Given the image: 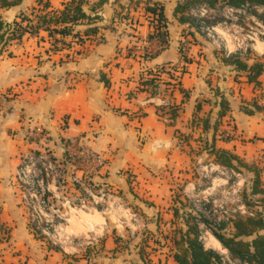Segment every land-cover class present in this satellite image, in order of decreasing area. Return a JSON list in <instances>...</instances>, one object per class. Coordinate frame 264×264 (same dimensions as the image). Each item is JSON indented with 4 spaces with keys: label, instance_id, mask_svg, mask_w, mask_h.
Listing matches in <instances>:
<instances>
[{
    "label": "crops",
    "instance_id": "obj_1",
    "mask_svg": "<svg viewBox=\"0 0 264 264\" xmlns=\"http://www.w3.org/2000/svg\"><path fill=\"white\" fill-rule=\"evenodd\" d=\"M8 1L13 3L0 6L7 26L33 9L42 11L44 2L48 9L60 10L69 0ZM183 1L107 0L95 7L100 19H83L74 26L76 37L83 41L74 43L71 52L49 54L45 30L12 39L0 52V221L12 228L16 238H28L38 257L41 251L30 239L15 178L29 153L51 151L62 156L69 141L89 148L103 163L89 164L94 186L103 183L123 195L132 194L148 230L162 235L161 223L173 224V179L188 173L194 154L213 160L207 152L212 145L247 160L264 149V113L244 110L258 90L244 70L225 63L221 52L189 27V21L180 19L175 10ZM95 2L85 0L82 9L93 14ZM160 6L166 18V44L157 36L149 37L155 16L146 8ZM192 8L185 12L190 20ZM118 13L128 18L115 21ZM93 26L97 31L85 36ZM182 40L188 41L185 54L180 52ZM145 42L163 47L152 56L130 54L131 47ZM260 46L262 57L264 42ZM151 77L158 81L154 95L144 84ZM259 79L264 81V73ZM223 101L228 109L219 118ZM174 106L175 117L165 122L161 115L171 116ZM37 128L43 136L32 139L29 134ZM230 129L232 138L223 139L221 132ZM113 243H118L115 238ZM62 258L54 251L45 264H61Z\"/></svg>",
    "mask_w": 264,
    "mask_h": 264
},
{
    "label": "rangeland",
    "instance_id": "obj_2",
    "mask_svg": "<svg viewBox=\"0 0 264 264\" xmlns=\"http://www.w3.org/2000/svg\"><path fill=\"white\" fill-rule=\"evenodd\" d=\"M199 9L192 8L191 13L198 14ZM208 16L219 22L215 31L220 38L213 45L218 51H239L246 54V50L250 49L248 55L259 56L263 50L260 43L263 42L264 28L250 12L235 13L224 8L209 11ZM238 45L241 49H238ZM226 131L229 132V138H232V130ZM43 153L48 154L51 169L60 172L59 192L54 189L53 193H48L50 202L47 206L34 207L37 212L42 210L43 214H47L49 221H44L41 216L43 221L36 228V222L31 221V214H35L32 207L20 206L30 239L37 242L41 253L38 257L28 238H16L12 228L0 221V264H45L54 251L62 255L61 264H175L171 258V248L167 245V238L174 233V228L169 223H161L162 236L160 232L152 231L154 229L148 230L142 207L137 201L131 200L132 194L123 195L118 189L113 190L110 185L107 188L103 183L95 187L90 173H87L82 178V184H89L98 200L96 208L91 209L94 197L85 195L79 185L73 182V163L68 153H63L62 156H54L51 151ZM194 157L188 173L182 174L181 179H173V203L180 200L184 204L183 212L187 215L191 213L189 203L192 204L199 215L203 213L211 225H215L213 227L224 217L232 218L238 212L246 214L248 209L245 203L246 199L252 198L249 193L256 167L259 168L261 187L264 189V149L257 150L247 160L243 157V162L250 165L251 171L243 167L240 173L216 165L212 158L203 153L194 154ZM48 179L51 180V175ZM100 191L105 194L103 197H100ZM85 196L91 203L88 202L87 207L81 208L74 204L77 201L74 198ZM64 197L70 199V203L64 204ZM255 199L253 197L254 202ZM180 222L177 225H181ZM149 226L152 228L153 224ZM115 237L123 240L114 244ZM212 237L208 229L201 228V242L205 248L219 254L226 263L237 264L230 259L221 244H211ZM155 238H162L164 244H154ZM139 249L142 251V258L139 256ZM6 250L9 252H3Z\"/></svg>",
    "mask_w": 264,
    "mask_h": 264
},
{
    "label": "trees",
    "instance_id": "obj_3",
    "mask_svg": "<svg viewBox=\"0 0 264 264\" xmlns=\"http://www.w3.org/2000/svg\"><path fill=\"white\" fill-rule=\"evenodd\" d=\"M85 0H69L60 10L48 9V3H43V10L37 11L33 9L29 14H22L18 20H15L11 25H5L0 16V52L6 44L16 38L22 37L26 30H29L31 35L39 33L40 30L47 31L49 39L55 41L60 39L64 41L66 36L71 35L77 42L81 43L83 37H76L74 26L80 23L83 19H88L94 22L100 19L98 11L95 7H101L107 0H97L93 8V14H87L82 9V4ZM13 2L8 0H0V6H7ZM202 3L207 4L210 8H223L232 7L239 8L243 5L254 6L256 9L252 11L257 20L264 24V0H184L177 4L176 12L180 13L182 21H189V27L195 28V18L192 16L191 20L186 15V10L191 7H196ZM158 8V9H157ZM262 9L258 11L257 9ZM154 16L155 23L152 27L151 36H157L163 44H166V18L163 14V7H147ZM128 18L126 13H118L115 21ZM26 25L23 26V23ZM208 23H214L213 20L208 19ZM98 26L89 27L85 30V36L93 34L97 31ZM66 41V40H65ZM264 41V38H263ZM56 49H60L56 47ZM215 51H218L215 49ZM220 52V51H219ZM250 54V50L248 52ZM223 61L228 64L234 65L237 70H244L246 72L247 81L254 84L258 93L253 98L250 105L245 106L244 110L248 114L254 112L264 113V81L259 79V76L264 73V54L262 57L254 54L253 56H241L239 54H231L228 57L223 56ZM253 60L251 64L247 62ZM150 89V93L154 95L156 88H158V81L156 77H151L144 81ZM228 109L225 101L221 102V110L218 117H222ZM172 113L171 118L176 115L177 107L174 106L170 109ZM195 121H193L194 123ZM208 119L202 122V126H207ZM219 127L218 119L213 124V131L216 132ZM214 135V134H213ZM207 152L214 155V163L233 171L241 172L243 167L250 170V165L243 162L238 156L227 150H216L212 145L207 148ZM254 179L250 186L251 199H246L248 213L238 214L232 217L228 222H221L219 226L210 227L213 236L226 248L233 259L239 260L241 264H264V189L261 187V176L259 168H255ZM251 171V170H250ZM252 173H254L252 171ZM248 194V195H249ZM253 196H258L253 201ZM175 201L173 205V224L174 233L170 235L167 244L171 248V256L176 264H226L223 262L219 254L216 252L205 249L200 240V227L199 222H203L208 227V221L189 203L191 208L188 215L183 212V205L181 201ZM180 205V206H179ZM250 210V211H249ZM198 216V217H197ZM185 217V218H183ZM182 220V222H180ZM180 222L181 225H177ZM173 230V229H172ZM162 236V235H161ZM116 242L123 239L115 237ZM154 244L162 245V238H155ZM171 242V243H170ZM164 244V243H163ZM174 246V247H173ZM139 254L142 251L139 249ZM77 264V263H74Z\"/></svg>",
    "mask_w": 264,
    "mask_h": 264
},
{
    "label": "built area",
    "instance_id": "obj_4",
    "mask_svg": "<svg viewBox=\"0 0 264 264\" xmlns=\"http://www.w3.org/2000/svg\"><path fill=\"white\" fill-rule=\"evenodd\" d=\"M199 9V13H191L192 16L195 18V30L201 34L202 36H204L208 41H210V44L216 45V43L218 42L217 39L220 38L219 34L215 31L216 27L219 26V22L218 20H213L214 23H208L207 20L210 19L211 17L208 16L209 11H215V10H220V9H227L230 12H235V13H245V12H250L252 15V11L254 9H256V7L254 6H249V5H243L239 8H232V7H217V8H210L207 4L202 3L200 5H197L196 7ZM258 11H262V9H257ZM255 17V15H253ZM256 21H258L259 23H261L263 25L264 28V24L257 20V18L255 17ZM211 20V19H210ZM26 25V22L23 23V26ZM25 33L30 34L29 30H26ZM262 37V41H263ZM72 41V42H71ZM71 41H62L60 39L58 40H54V39H48L49 42V48H48V52L49 54L51 53H56V52H61L63 51H68L71 52L73 49V45L74 43H76V39H73ZM264 42V41H263ZM148 42H145V44L142 45H134L133 47L130 48V54L131 55H136L139 54L141 56H152L156 53V51L160 50L163 47V44H159L156 48H152L149 47ZM56 47H59L60 49H56ZM238 49H241V47L238 45ZM188 50V41L186 40H182L180 43V52L182 54H185ZM245 50V49H243ZM250 49L246 50V54L242 53V52H234L231 53H222L224 56L228 57L231 54H239L241 56H247L249 53ZM251 52V50H250ZM157 91V88H156ZM162 119L165 122H169L171 120V116L170 115H164L162 114ZM42 130L37 128L34 129L33 132L31 134H29L30 137H32V139H38V138H42ZM221 137L225 140L229 139V132L224 131L221 132ZM70 143H66V150L63 153H68L69 157L72 160L73 163V182L77 183L79 185V188L84 192L85 195L87 196H92L94 197V199L92 200L93 204H91L89 202V200L87 201L86 196L84 198H74L75 199V205H78L81 208H85L88 205V202L91 204V209L92 208H96V205L98 204V200L96 199V195H93V190L92 187L88 184V186H84L82 184V178L84 177V174L90 173L88 170L89 164L93 163V162H98L101 165L102 163V159L99 156H96L95 153L93 151H91L89 148L87 147H81V146H77L75 141H69ZM48 154L43 153V152H38V153H29L27 154L25 157H23V159L21 160L19 166L17 167V171L15 174V178L16 181L19 183L20 189H21V196H22V205H28L32 207L33 212H35V214H31V221L32 222H36L35 227L39 228L37 226V224H40L41 221H43L42 217L44 218V221L48 222L49 220L48 215L47 214H43L42 210H40V212H37L35 210V206H42L45 207L47 206V204L50 202L49 201V197H48V193H53V191L57 190L59 192V188H60V184H59V177H60V172L57 170H53L51 169V165L48 163V159H47ZM82 171L80 176H78L77 172ZM51 175V180H49L48 178ZM63 182V181H62ZM55 187L54 189H52V187ZM52 189V190H51ZM105 194H103L102 191H100V197H103ZM255 198H257L258 196H253ZM256 201V200H255ZM257 202V201H256ZM70 203V199H67L64 197V204ZM245 206V205H244ZM248 213V212H247ZM209 223V227L204 224L203 222H199V227H200V240H201V228L204 227L206 229H208L211 232V228L215 226L213 224V226L211 225L210 221L205 217V215L203 213H200ZM238 214H242L241 212L236 213ZM42 216V217H41ZM234 217V216H233ZM231 217H224L223 219H219L217 221V226L220 225L221 222H226L229 221ZM44 234H47L45 231H43ZM213 236V234H212ZM214 237V236H213ZM220 243V242H219ZM221 244V243H220ZM222 246V245H221ZM205 247V246H204ZM223 247V246H222ZM206 249V248H205ZM223 249H225V251L228 252V250L226 248L223 247ZM229 254V252H228ZM220 256V255H219ZM230 256V254H229ZM221 257V256H220ZM221 259L223 260V258L221 257ZM230 259L234 262H236L237 264H241L239 262V260L237 259H233L230 256ZM224 263H226L223 260ZM229 264V263H226ZM231 264V263H230Z\"/></svg>",
    "mask_w": 264,
    "mask_h": 264
},
{
    "label": "bare ground",
    "instance_id": "obj_5",
    "mask_svg": "<svg viewBox=\"0 0 264 264\" xmlns=\"http://www.w3.org/2000/svg\"><path fill=\"white\" fill-rule=\"evenodd\" d=\"M211 244H214L215 246L217 245V246H219L220 245V243L217 241V239L216 238H214V237H212L211 238ZM217 248V247H216Z\"/></svg>",
    "mask_w": 264,
    "mask_h": 264
}]
</instances>
